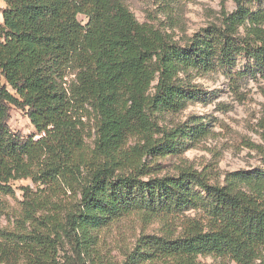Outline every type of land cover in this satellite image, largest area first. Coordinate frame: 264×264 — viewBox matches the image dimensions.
Instances as JSON below:
<instances>
[{"label":"trees","instance_id":"obj_1","mask_svg":"<svg viewBox=\"0 0 264 264\" xmlns=\"http://www.w3.org/2000/svg\"><path fill=\"white\" fill-rule=\"evenodd\" d=\"M3 1L0 193L30 178L54 190L75 184L79 195L63 213H43L51 199L25 187L31 195L25 218L34 227L22 243L7 247L8 255L25 264H58L61 232L76 240L81 256L104 227L133 212L153 218L194 209L202 219L189 222L182 236L144 235L123 261L105 264H201L202 255L264 264V165L229 171L220 181L193 165L157 176L144 161L180 155L208 133L202 121L160 122L162 114L201 97L182 74L231 72L245 58L248 71L264 76V7L235 0L236 9L228 11L223 4L218 22L181 44L139 22L123 0ZM14 106L26 110L37 133L12 130ZM89 107L98 115L90 152L83 121ZM134 136L138 142L130 146Z\"/></svg>","mask_w":264,"mask_h":264},{"label":"rangeland","instance_id":"obj_2","mask_svg":"<svg viewBox=\"0 0 264 264\" xmlns=\"http://www.w3.org/2000/svg\"><path fill=\"white\" fill-rule=\"evenodd\" d=\"M125 5L141 23L162 29L176 41L184 44L188 39L210 23L218 22L222 5L228 11L236 9L235 0H123ZM6 4L0 0V21ZM252 8L264 7V0H254ZM86 22L84 16H79ZM247 60L239 58L231 72L216 70L199 74L190 72L181 75L186 83L202 90L199 99L189 102L179 112L162 114L160 122L173 126L202 121L208 124V133L194 146L180 155L144 161L156 170L154 175L175 174L178 166L193 165L199 170L210 169L224 180L229 171L252 170L263 167L264 156V76L248 71ZM74 74L70 73L68 79ZM97 113L88 108L84 116L86 149L95 147ZM10 127L25 136L37 133L26 110L13 107ZM37 138L39 135L36 136ZM138 142L129 139V145ZM13 192L0 193V264H25L17 254L9 256L7 247L24 241L25 233L33 230L32 223L25 218V187L33 190L37 197L45 195L51 199L43 213H57L78 201V186L65 184L54 190L38 185L32 179H21L11 183ZM31 194V193H30ZM40 213V212H39ZM201 212L187 210L171 216L149 217L136 211L116 223L104 227L98 234L88 254L75 252L76 240L63 232L59 247L58 264H105L121 262L144 235L182 236L193 220H201ZM44 231V230H43ZM54 237V235H53ZM201 264H236L221 256H199ZM170 261L154 260L143 264H170ZM256 264H261L257 261Z\"/></svg>","mask_w":264,"mask_h":264},{"label":"built area","instance_id":"obj_3","mask_svg":"<svg viewBox=\"0 0 264 264\" xmlns=\"http://www.w3.org/2000/svg\"><path fill=\"white\" fill-rule=\"evenodd\" d=\"M69 80H70V79H68V76H67V77H65V81L69 82ZM67 82L65 83V85H66V86L68 85V83H67ZM44 134H45V133H42V135H44ZM39 136H40V135H39Z\"/></svg>","mask_w":264,"mask_h":264}]
</instances>
